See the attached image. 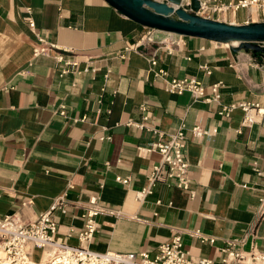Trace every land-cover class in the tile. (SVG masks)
Masks as SVG:
<instances>
[{
	"label": "crops",
	"instance_id": "obj_1",
	"mask_svg": "<svg viewBox=\"0 0 264 264\" xmlns=\"http://www.w3.org/2000/svg\"><path fill=\"white\" fill-rule=\"evenodd\" d=\"M26 9L34 32L24 20ZM240 13L235 18L241 22H225L244 24ZM145 31L104 0H0V220L14 216L26 227L65 195V213L52 214L63 234L69 226L81 228L82 208L96 198L104 213L95 219L89 244L95 252L153 255L178 234L191 258L215 264L225 240H240L243 252H264V177L252 170L254 162L264 170V114L256 116L264 109V55L190 37L169 54L140 42ZM37 36L76 59L79 73L60 77L62 64L34 57ZM151 59L157 62L152 68ZM158 70L168 80L195 78L206 96L220 84L219 103L166 92L153 75ZM240 104L254 106L246 126ZM230 105L229 116L221 115ZM181 125L193 197L171 180L137 202L135 193L160 161L157 153L140 155L137 148ZM194 126L215 133L194 138ZM194 229L213 236L214 245L191 239L187 231ZM68 243L76 244L75 235ZM27 252L30 260L43 257L31 245Z\"/></svg>",
	"mask_w": 264,
	"mask_h": 264
},
{
	"label": "built area",
	"instance_id": "obj_2",
	"mask_svg": "<svg viewBox=\"0 0 264 264\" xmlns=\"http://www.w3.org/2000/svg\"><path fill=\"white\" fill-rule=\"evenodd\" d=\"M199 4L197 12L190 10L191 0H181L180 6L188 13L195 14L203 19L225 22L224 18H235L239 11L246 12L245 24L264 22V0H196ZM27 17L25 22L29 30L35 31V23L30 16V9H26ZM253 12L255 19H253ZM224 19V20H223ZM155 33H160L163 37H157ZM36 42L32 48L34 57H52L54 61L63 65L59 76L62 77L69 73L78 72V61L76 59H67L62 54L56 52V47L45 39L37 36ZM140 42L148 44H157L164 48L169 54L180 52L184 47V37L170 33H163L146 29L145 34L140 38ZM218 45L217 43H213ZM189 60V59H188ZM157 64L156 59L150 60L151 68ZM207 74L210 71L207 66H201ZM79 73V72H78ZM155 78L162 80L164 89L170 94L181 95L184 92L191 94L195 100L207 103L217 104L220 101V84H214L210 88V96H206L204 86L195 78L166 79V72L163 70L153 71ZM257 106H255L256 108ZM235 105L222 108L221 115L228 117ZM245 117L242 125L246 126L252 122L250 116L251 108L247 104H240ZM60 114L63 115V107ZM264 114V109H257L256 116ZM146 120V118H144ZM138 129H144L143 124H133ZM184 126L181 125L178 130L168 136L159 134V139L147 147L137 148L140 155L157 153L160 156L158 164L154 165L146 176V186L135 193V200L142 202L146 197L152 195L156 184L162 183L170 186V181H175V186L193 197V191L190 189L191 178L189 175V166L186 160L185 150L188 139L185 135ZM153 133L157 131L151 129ZM194 138H200L205 135L215 133V130L209 132L199 126L191 128ZM252 170L258 177H264V170H261L257 163L252 164ZM118 183L128 186L129 178H116ZM261 211H264V190L259 198ZM69 204L65 195L56 198L50 209L42 214L38 220L23 226L14 216H8L0 220V248L6 253L10 264H28L29 254L27 245L42 251L52 259L60 258L61 264H215L214 260L208 258L193 259L184 249L182 237L180 234L173 236L169 241L161 244L156 253L149 255L146 252L117 253L107 251L104 253L95 252L89 248L94 234L97 230L96 217L104 213V210L97 205L96 198H91L87 207L82 208L80 217L83 219L81 228L75 230L71 226L61 234L59 225L54 221L52 214L54 212L65 213V208ZM160 205V202H156ZM110 213V212H109ZM112 214V213H111ZM75 235L76 244H69L68 240ZM187 235L200 244L214 245L215 238L207 235L199 229L187 231ZM240 240H225L222 247L218 248L220 255V264H264V252L252 250L243 252L239 250Z\"/></svg>",
	"mask_w": 264,
	"mask_h": 264
},
{
	"label": "water",
	"instance_id": "obj_3",
	"mask_svg": "<svg viewBox=\"0 0 264 264\" xmlns=\"http://www.w3.org/2000/svg\"><path fill=\"white\" fill-rule=\"evenodd\" d=\"M124 17L134 23L154 31L183 37L201 39L217 44L237 43L229 46L231 52L251 51L263 54L264 22L235 25L221 21L203 19L186 12L181 0H104ZM199 9L196 0H191L190 10Z\"/></svg>",
	"mask_w": 264,
	"mask_h": 264
},
{
	"label": "rangeland",
	"instance_id": "obj_4",
	"mask_svg": "<svg viewBox=\"0 0 264 264\" xmlns=\"http://www.w3.org/2000/svg\"><path fill=\"white\" fill-rule=\"evenodd\" d=\"M240 15L242 16V15H246V12H243V11H241V13H240ZM225 20H227V21H231V22H233V23H239V22H241V19H239V18H234V19H230V18H228V19H226V18H224ZM223 19V20H224ZM243 20V19H242ZM246 20V19H245ZM255 23H261V22H255ZM245 24V23H244ZM244 24H241V25H244ZM250 24V23H249ZM155 35L157 36V37H163V35L162 34H158V33H155ZM261 48H264V43H260V44H258ZM240 52H242V51H240ZM249 52H251V51H249ZM252 53V52H251ZM259 54V53H258ZM2 250H1V248H0V252H1ZM3 259V255H2V257L0 258V264H3L4 262H6V260L5 261H3L2 260ZM30 260V259H29ZM51 260V258L50 257H48V255L47 254H45V253H43V257L40 259V260H38V261H34V260H30V261H33V262H37V263H39V264H49V261ZM32 264H34V263H32Z\"/></svg>",
	"mask_w": 264,
	"mask_h": 264
},
{
	"label": "bare ground",
	"instance_id": "obj_5",
	"mask_svg": "<svg viewBox=\"0 0 264 264\" xmlns=\"http://www.w3.org/2000/svg\"><path fill=\"white\" fill-rule=\"evenodd\" d=\"M253 19H255V13L254 12H253ZM236 45H237V43L224 44V46H226V47L236 46ZM2 255H3V259L2 260L3 261L6 260V262H4L3 264H10L9 261H8V257L6 255V253L3 252V250L0 252V258L2 257ZM28 264H32V262L29 261ZM49 264H61V260H60V258H54V259H52V260L49 261ZM64 264H66V263H64Z\"/></svg>",
	"mask_w": 264,
	"mask_h": 264
}]
</instances>
